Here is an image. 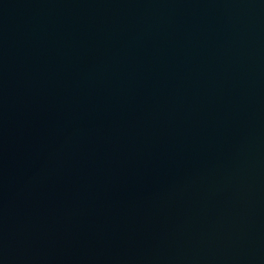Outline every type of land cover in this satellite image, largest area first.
Here are the masks:
<instances>
[{"label":"water","instance_id":"1","mask_svg":"<svg viewBox=\"0 0 264 264\" xmlns=\"http://www.w3.org/2000/svg\"><path fill=\"white\" fill-rule=\"evenodd\" d=\"M0 264H264V0H0Z\"/></svg>","mask_w":264,"mask_h":264}]
</instances>
